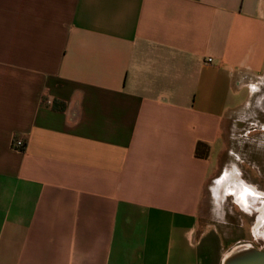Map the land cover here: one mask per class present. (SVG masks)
<instances>
[{"label":"crops","instance_id":"0c3cea01","mask_svg":"<svg viewBox=\"0 0 264 264\" xmlns=\"http://www.w3.org/2000/svg\"><path fill=\"white\" fill-rule=\"evenodd\" d=\"M258 114L264 0H0V264H223L212 158Z\"/></svg>","mask_w":264,"mask_h":264},{"label":"rangeland","instance_id":"374dc122","mask_svg":"<svg viewBox=\"0 0 264 264\" xmlns=\"http://www.w3.org/2000/svg\"><path fill=\"white\" fill-rule=\"evenodd\" d=\"M248 122L250 123V120ZM253 125H255V122L250 125L243 123L236 124L234 134H225V144L220 145L219 148L214 151L215 156L213 155L212 158L211 173L219 169L218 164L221 167L220 174H218V181H220L218 190L214 189V193H212L213 198L217 197L218 199V212L216 218L221 222L227 223L228 227H231L232 230L229 231V234H234L235 237L230 240H239L241 238V235L237 238L236 236L241 232L238 231V225L242 224V220L245 219L249 223L245 222L242 227L247 240L234 244L235 246H233L231 251L240 247L264 248V221L261 223L262 225L257 228L259 217L262 215L261 208L262 205L264 206V197L257 196L254 198L249 194L245 206H247L250 211H246L236 202L235 196L231 192H228V189H235L237 187L239 193H245L247 190L244 188V185L246 186L247 184L253 191L257 190L264 193V153L258 152L260 147L254 150L252 145H250L260 144L262 148L264 145V134L260 136L257 135L258 133L255 134L254 132L249 134L250 127H253ZM258 125L260 127V124L257 123V126ZM250 150L257 153V155H253L251 159L249 158V155L252 156ZM216 156L221 157L220 159H222V161H219ZM259 174H262L263 178H259ZM213 201L216 202V200ZM205 217L209 221L210 216L205 215ZM223 226L224 225L219 224L220 234H223ZM221 239L224 245H228L227 241L224 240L222 236Z\"/></svg>","mask_w":264,"mask_h":264},{"label":"water","instance_id":"95a60500","mask_svg":"<svg viewBox=\"0 0 264 264\" xmlns=\"http://www.w3.org/2000/svg\"><path fill=\"white\" fill-rule=\"evenodd\" d=\"M223 264H264V248H237L226 256Z\"/></svg>","mask_w":264,"mask_h":264},{"label":"bare ground","instance_id":"6f19581e","mask_svg":"<svg viewBox=\"0 0 264 264\" xmlns=\"http://www.w3.org/2000/svg\"><path fill=\"white\" fill-rule=\"evenodd\" d=\"M233 185H235V184H233ZM244 188L247 190L245 193H239V189L237 187L235 189H233V188L230 189V192L235 196L236 202L239 204V206H241L246 211H250L249 208L247 206H245V204H247L248 195L251 194V196L254 197V198L256 196H262V195L254 193L252 190L249 193L248 190H250V189H248L245 185H244ZM259 210H260V208H259ZM261 214L262 215L259 217V223L257 225V228H259V226L262 225L261 223L264 221V206L263 205H262V208H261Z\"/></svg>","mask_w":264,"mask_h":264},{"label":"flooded vegetation","instance_id":"af4514ba","mask_svg":"<svg viewBox=\"0 0 264 264\" xmlns=\"http://www.w3.org/2000/svg\"><path fill=\"white\" fill-rule=\"evenodd\" d=\"M254 122H255V124L257 125V123H259V124H262V123H264V117H261V114H258V117H257V120H255V121H253V123L252 124H254ZM255 133V134H257L258 136H260L261 134H264V126L262 127V126H253V127H251V129L249 130V134H251V133ZM254 134V135H255ZM250 145H252V148L254 149V150H256V149H258V147H260L259 149H258V152H262V153H264V145H263V149L261 148V145L260 144H250ZM261 150H263V151H261ZM251 151V153H252V156H250L249 155V158L251 159L252 157H253V155H257V153H255V152H252L253 150H250ZM257 152V151H256ZM261 173V172H260ZM248 177H250V176H248ZM259 178H261L262 177V174L260 175L259 174V176H258ZM263 178V177H262ZM246 187L248 188V189H250V190H248V192L250 193L251 192V190L253 191V189H251V187L250 186H248L247 184H246ZM254 193H257V194H261L262 196H260V197H264L263 195H264V193H262L261 191L259 192V191H253ZM257 197V196H256ZM259 197V196H258Z\"/></svg>","mask_w":264,"mask_h":264},{"label":"trees","instance_id":"16d2710c","mask_svg":"<svg viewBox=\"0 0 264 264\" xmlns=\"http://www.w3.org/2000/svg\"><path fill=\"white\" fill-rule=\"evenodd\" d=\"M210 152V146L206 143L199 142L196 146L195 156L199 159H206Z\"/></svg>","mask_w":264,"mask_h":264},{"label":"built area","instance_id":"2783aa9c","mask_svg":"<svg viewBox=\"0 0 264 264\" xmlns=\"http://www.w3.org/2000/svg\"><path fill=\"white\" fill-rule=\"evenodd\" d=\"M211 61H212V60H209V62H211ZM15 146H16L17 148H23L24 143H23L22 140H18V141L15 142Z\"/></svg>","mask_w":264,"mask_h":264}]
</instances>
